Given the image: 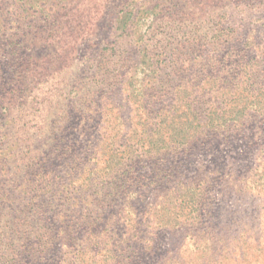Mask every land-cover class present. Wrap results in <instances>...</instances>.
Segmentation results:
<instances>
[{
  "label": "rangeland",
  "instance_id": "obj_1",
  "mask_svg": "<svg viewBox=\"0 0 264 264\" xmlns=\"http://www.w3.org/2000/svg\"><path fill=\"white\" fill-rule=\"evenodd\" d=\"M189 98L237 120L139 148L112 195L104 138L192 130ZM1 153L0 264H255L221 257L264 229V0H0Z\"/></svg>",
  "mask_w": 264,
  "mask_h": 264
},
{
  "label": "trees",
  "instance_id": "obj_2",
  "mask_svg": "<svg viewBox=\"0 0 264 264\" xmlns=\"http://www.w3.org/2000/svg\"><path fill=\"white\" fill-rule=\"evenodd\" d=\"M136 18V17H135ZM134 22L133 16L131 12H125L124 16L120 19V30H124L127 26V23ZM133 78V77H132ZM129 79V84L132 85L131 80ZM238 87V86H237ZM126 90H128L126 88ZM228 90V89H227ZM233 90V89H231ZM230 91V90H228ZM136 90L131 87V89L128 90V97H130L132 100H137ZM234 95V94H232ZM233 99H229L228 101H232ZM195 99H187L184 101V105L191 111L190 117L192 119V123L195 125L193 126V129L187 130L185 133L181 134H172L168 135L166 137L163 136L162 132L158 133V140H154V134L157 130V125L159 124L157 122L151 123V126L147 127L145 130V138H142L140 135L137 134L132 135V129L128 134H123L122 130H119L116 132L117 137L105 139L102 141L107 145H110L109 152L107 153L106 157L103 158V168H108L106 171L102 172L103 178H108L110 180V183H107L110 185L109 192L112 193V195H118L122 191L125 190L126 187H124V182L120 181L122 180V177L127 174L128 172H131L128 170V165H133L136 158L140 155L139 148L142 149L140 152H157L161 153L167 150H172L175 148L182 147L184 145L189 144L192 140H194L198 135H202L205 133V128L208 130L211 129H217L221 126H228L232 121L237 120L236 116H224V115H216L215 117L206 118L203 122H201L199 117H196L193 111ZM262 108V105L259 107ZM136 133H138L137 129L134 130ZM152 143L154 147L148 146L144 147V144L147 145L148 143ZM158 143V144H157ZM123 147L124 150L120 151V147ZM151 147V148H150ZM143 148L145 149L143 151ZM154 149V150H152ZM4 153H1L0 156H3ZM152 157H154L152 155ZM131 169V166L129 167ZM78 172V171H76ZM54 174V169L52 166H48V164H45L41 166L36 173L34 174L33 178L34 181H31L30 179H27V181L31 184L34 183H40V185H44L48 183V181L52 180V175ZM83 172L81 173V175ZM101 178V177H100ZM71 184L74 182V180L70 181ZM122 182V183H121ZM107 189V190H108ZM68 190V189H67ZM66 190V191H67ZM7 196L6 192H3L0 188V199H5ZM263 233L261 235L262 240H258V238L253 240H247L243 238V236L236 239L235 247L232 249H228V254H222L221 259L223 260H229L231 263L234 259V256H237L240 254V256L243 257V259H248L250 261H253L255 264H263L264 262V229H262ZM110 238V237H109ZM110 242V240L108 241ZM94 245L98 244V241H93ZM89 247H92V243H88V246L84 249H79L77 251L78 254H83L85 251H90L88 249ZM231 247V246H230ZM109 252L113 253L115 256H117V253L109 249ZM251 252V253H249ZM77 255L74 252L70 253H64V256L66 258H77ZM95 252L92 254V258H96Z\"/></svg>",
  "mask_w": 264,
  "mask_h": 264
}]
</instances>
